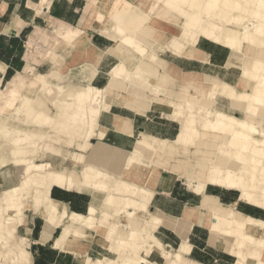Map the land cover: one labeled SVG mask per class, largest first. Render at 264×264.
<instances>
[{
  "label": "bare ground",
  "instance_id": "6f19581e",
  "mask_svg": "<svg viewBox=\"0 0 264 264\" xmlns=\"http://www.w3.org/2000/svg\"><path fill=\"white\" fill-rule=\"evenodd\" d=\"M157 1L143 0L138 7L128 0H109L108 5L118 3L116 8L123 9L116 12V22L123 25L119 29H125L126 33L120 35V31L112 30L114 19L111 17L100 16L105 24L102 32L116 39L110 52L119 59L108 73L111 81L108 86H70L60 98L59 86L51 85L46 79L38 83L46 94L54 96V103L59 107H70L73 100L80 109L91 111L88 123L74 119L66 139L67 144L74 145L80 152L65 154L62 149L49 148L41 143L32 151L31 158L24 159L17 142L27 134L14 139L8 131L11 125L0 126V131L9 137L8 152L0 155V166L24 162L28 164L25 169L32 173L21 185L0 194L1 246L10 244L17 227L26 220L24 199L29 196L30 186L38 214L45 220L43 241L51 239L53 227L61 226L62 232L56 240L58 247L81 252L94 241L120 257L92 259L85 254L80 255L81 264H201L190 255L192 244L188 242V236L193 226L207 229L209 245L235 255L237 264H264V221L222 202L216 195L204 194L198 205H186L179 217L163 212L145 213L144 210L145 200L154 191L156 172L162 169L204 187L214 185L238 191L240 200L264 206V0H221L226 11L237 10L231 18L222 17L220 21L213 18L215 8L219 7L216 0H163V10L152 17L150 6ZM247 13H251L254 19L263 18V21L244 24L242 21ZM167 33L171 34L169 39ZM164 35L171 40L168 50L190 59L204 57L205 53L198 48L201 38L230 49L235 60H239L236 55L241 57L240 80L231 85L214 75L184 71L161 58L154 44L164 42ZM87 53L88 48H84L77 56L81 60ZM102 55L103 52L92 53L94 61L82 66L89 79L97 72ZM140 77L142 81L137 82ZM124 81L128 83L126 86L119 84ZM19 82L13 84L20 90L23 83ZM115 88L122 91L117 92ZM247 88L250 89L246 91ZM40 97L38 95L37 99ZM219 97L228 98L232 111H240L244 117L233 118L217 112L215 103ZM30 101L26 97L23 100L26 117L18 128L26 127L43 135L56 124L50 122L51 114L37 110L29 104ZM115 105L129 106L140 113L151 109L163 111L182 125L173 140L143 133L132 151H123L102 141L106 128H100L97 122L102 111ZM12 106L14 102L7 101L3 107ZM198 124L201 127L194 126ZM114 127L124 133L132 132L131 120L122 115L114 117ZM65 128L63 121L56 126L57 131L64 132ZM189 136H194L195 141L186 146L184 141ZM92 138L100 141L92 145ZM218 138H221V148L216 147ZM37 149H44L56 157L69 156L75 165L83 163L82 170L63 165L41 172L50 163L38 161ZM217 149L221 152L218 153ZM207 152L215 153L210 155ZM146 153L149 156L144 157ZM126 180L143 185L145 190L130 198L131 189ZM54 186L89 194L92 197L91 213L96 211L95 201L102 200L106 217L111 216L116 222L109 225L101 222L102 225L96 226L92 233L85 231L84 215L72 213L64 222L69 215L68 209L51 197L50 189ZM127 204L135 213L139 212V216H128L133 211L124 209L123 218L132 224L128 233L120 226L122 217L119 214ZM158 226L172 230L182 239L178 248L181 253L166 251L163 242L153 237ZM128 252L131 256L126 255ZM12 260L16 264H30V254L23 243Z\"/></svg>",
  "mask_w": 264,
  "mask_h": 264
},
{
  "label": "rangeland",
  "instance_id": "374dc122",
  "mask_svg": "<svg viewBox=\"0 0 264 264\" xmlns=\"http://www.w3.org/2000/svg\"><path fill=\"white\" fill-rule=\"evenodd\" d=\"M33 1L34 2H30L29 5L34 10L32 11L30 9L26 15L31 17L32 12H35L37 14L38 20L33 22V28L27 35L24 42L20 40H9L8 38H2L0 42V126L11 125L12 128L8 131L12 137H14V139L18 137L21 138L22 135L27 134L25 138L19 139L17 142L18 147L22 149V157L24 159L31 158L33 154L32 151H35L41 143H45V146L49 148L62 149L65 151V154L68 151H73L75 153L80 152V150L74 145L67 144L66 139H68L70 129L75 123L74 119L88 123V120H91L92 117L90 110L80 109L79 105L75 104L73 100H71L73 103L70 107L61 108L55 104L54 96L46 94L45 90H42L38 84L42 82V79L49 80L51 85L60 87L62 91L61 94H59L60 98H63L64 93L70 86L81 87L91 84L99 88H104L111 82L109 81L108 72L115 64L119 62L118 57L110 52L111 48L116 44V39H111L110 36L102 32L101 29L104 27V23H94L89 28H82V22L88 14L89 8L96 4L100 12H102L107 17L114 19L112 30L120 31V35H124L126 33L125 29H119L123 25H120L118 22H116V12H119L118 10H120V12L123 11V9L121 10L120 8H116L118 3H112V5L108 6L109 0H96L94 1L95 3L92 2L93 0H77L74 4L71 3L72 0H54L58 3L59 7L55 10L56 14H54L53 11L45 13L43 8V6L48 5L50 0H40L41 2H39V0ZM54 1L52 0V2ZM128 1L132 2L134 6L139 7L141 6L143 0ZM163 2V0H158L157 2H154L155 4H151L150 9H153L151 16H155L156 13L163 10L161 5ZM216 2V6L219 4V7L215 8L216 10L213 14V18L215 20L220 21V18L222 19V17H225L227 20L228 18H231L235 13V10H237V8H233L230 11H226L224 6L221 5V0H219V3L218 0H216ZM73 5L80 8L82 13L80 16L79 13L75 12ZM149 10L147 12H149ZM142 19L143 18L140 20ZM262 21L263 18L254 19L251 13H247L246 18L242 22L244 24L249 23L253 25L261 23ZM115 23H118L119 25L117 24L116 26ZM227 23L233 27H236L231 21H228ZM242 26L243 25H241V28ZM79 28L82 30L78 31ZM166 36L169 39L171 34L167 33ZM166 36L164 35V42L156 41L154 44V48H156L157 53L161 58L175 63L184 71L214 75L231 85H235L240 80L241 57L236 55L239 60H235V54L230 49L209 39L201 38L198 42V48L206 53V60L188 59L183 56H177L172 51L168 50V43L171 40L168 41ZM84 48H88L89 53H87V55L80 60L78 59L77 53L79 50ZM94 52H103V56L98 63L97 72H95L94 75L90 77V79H92L90 80L89 77L86 76L87 74H84L85 71L83 70L82 66L94 61V57L92 56V53ZM60 58L63 61H61ZM7 61H9V63ZM96 74L97 76L94 78ZM141 79V77L138 78L137 82H141ZM14 81H16V83H20L19 81L23 83L20 90L14 86ZM119 84L126 86L128 83L127 81H124V84ZM249 89L250 88H247L246 91ZM115 91H122V89L115 88ZM38 95L41 96L39 100L37 99ZM25 97L31 99L29 104L33 105L37 110H45L49 113V115L51 114L50 122H54L56 124L54 127H50L48 130H46L43 135H40L39 132L36 134L35 130L31 131L26 127L18 128V125L22 124L24 122V118L26 117L25 107L23 108L22 105ZM42 100L45 102L43 103ZM7 101H13L14 106L11 108L3 107ZM215 104V109L219 113L222 112L224 115L233 118L244 117L242 112L234 110L232 111L230 108V100L228 98L219 97L217 98ZM70 114H72V116H70ZM116 114L125 116L131 120L132 129L134 130V135L132 137H130L128 133L119 132L114 128L113 122ZM62 121L66 124L64 132L57 131L56 129L57 124ZM98 122L100 128H106V136L102 141H105L115 147H119L123 149V151H132L137 138L139 137V140L141 138V134L143 133L151 134L157 138H167L173 140L177 137L178 131L182 125L180 121L170 118L169 115L163 111L151 109L145 113H140L129 106H114L110 112H103ZM24 125L26 126L25 123ZM194 126L201 127V124ZM194 139V136H189L185 139L184 144L186 146H190L192 142L195 141ZM99 141L100 140L98 138L90 139L92 145ZM216 141V147L221 148V138L216 139ZM0 142V155L7 154L9 137L6 135V132L4 133L3 131H0ZM213 151H215V149H213ZM216 151L218 153L221 152L220 149H217ZM207 153L211 155L215 152ZM37 154L39 157V162L50 163L49 166L42 169L41 172L44 173L51 169L54 170L56 168L63 167V165H67L78 170H82L83 167V163L75 165L71 157H66V155L61 157L52 156L50 155V152H45L44 149H37ZM147 156L149 155L146 153L144 157ZM26 166H28V164L24 162H20L19 164L10 162L0 166L1 195L6 190L21 185L24 180L28 179V176L32 175L29 170L25 169ZM156 173V180L163 175L171 176L174 179L178 178L175 174H172L166 169H162L160 172ZM115 174L118 176V173ZM177 180L179 183L173 194L168 192L164 195H157L155 201L153 202L155 191L150 192V198L145 200V213L156 214L158 212H163L165 214H172V210L176 212L179 209V211H181L183 205L186 203L185 202L183 205L181 204L180 201H182L183 198L185 199L192 194H196L199 196V198L195 205H198L202 199V196L207 193L220 196L222 198V202L231 204L236 209L246 214L248 213V215L249 213L252 215L254 214L257 219L259 218L264 221V206L257 207L247 203L246 201L240 200V192L238 191L214 185H207L206 187L208 188L204 189L203 185H200L197 182L184 178H178ZM126 181L130 185L131 189L129 192L130 198H133L135 193L138 191L145 190L143 185L133 184L129 180ZM29 189V196L24 199V203L26 204V220L23 224L17 227L15 236L7 247L0 245V264H16L13 262L12 257L16 256V253L22 246V243L29 251L31 261L30 264H81V256L85 254L92 259L102 258L105 256L111 257L113 259L120 258L118 255L108 252L105 248H103L101 245L99 246L98 243L94 241L88 245L86 250L81 251L82 253L72 248L65 249L58 247L56 240L62 232L61 226L53 227L50 231L52 234L51 239L43 241L41 234L45 220L44 217L38 214V209L34 200L33 188L29 186ZM57 189L59 191H56L53 194V197L57 201L62 202V204H67L73 211L82 212V214L71 212V210L67 207L69 215L66 217L64 222L71 218L70 215H72V213L84 215L83 220L85 222V231L87 233H92L96 226L102 225L101 222H105L107 225L112 224V222H116L112 221L113 217H106L108 215H105L106 213L103 205L104 202L102 200L95 201L96 211L91 213L89 212V209L87 210V207L89 206L92 199L89 194L79 191L78 189L67 190L65 188L58 187ZM128 204L125 205L123 210L119 213L120 217H122V224L120 226L127 233L132 229V224L123 218L125 216L124 209H127L128 212H131L132 210ZM161 204H165L167 209L164 211L167 213L162 210H157ZM260 210L261 212L257 213ZM173 214L177 215L174 212ZM178 215H180V213ZM128 216H139V212L135 213L134 210L133 214L128 213ZM198 227L199 226H193L188 236V242L192 244V250L194 248V252L191 250L192 254L190 253L193 259H195V254V256L197 255L204 258L203 260H199L201 264H234V259L235 264H237V257L235 255L227 251H222L223 253L218 252L215 248L209 245V231L204 228L199 230ZM163 228L167 229L164 226H158L153 232V237L158 238L163 242L164 245L170 248L167 249L165 246L166 251H170L174 254L181 253L178 251V248L182 243V239H180L172 231L175 235L174 237L180 241L175 239L173 240L171 237L172 235H170L171 233L167 232V234H163V237L172 239L173 242H177L173 244L164 242L161 237V229ZM76 242L77 241L74 240L73 243ZM8 250L10 253H7ZM106 251L111 255H109ZM126 255L131 256L129 252ZM252 261L255 262L254 259Z\"/></svg>",
  "mask_w": 264,
  "mask_h": 264
},
{
  "label": "crops",
  "instance_id": "0c3cea01",
  "mask_svg": "<svg viewBox=\"0 0 264 264\" xmlns=\"http://www.w3.org/2000/svg\"><path fill=\"white\" fill-rule=\"evenodd\" d=\"M54 1V0H53ZM77 0H72L71 3H76ZM95 0H93L94 2ZM30 2H34L33 0H0V42H1V39L2 38H8L9 40H20V41H23L26 39L27 35L29 34V32L32 30V25H33V22H35L36 20H38L37 18V14L34 12H32V15L31 17H28L26 14L27 12L30 11V9L33 11L34 9L30 7L29 3ZM39 2H41L39 0ZM95 3V2H94ZM74 6V9H75V12L76 13H79V16L82 14L81 11H80V8L79 7H76L75 5ZM110 6V5H108ZM44 8V11L45 13L47 12H50V11H53L54 14H56V9L59 8L58 7V3L57 2H52V0H50V2L48 3V5L46 6H43ZM103 13L100 12L96 6V4H94L93 6H91V8H89V12L88 14L86 15L84 21L82 22V28H89L92 24L94 23H103L101 20H100V16L102 15ZM82 29L79 28L78 31H81ZM204 52V51H203ZM205 53V52H204ZM205 56L204 57H201V58H196L197 60H206V53L204 54ZM103 56V55H102ZM78 59H80V57H78ZM190 59V58H188ZM9 63V61H7ZM6 63V64H8ZM9 65V64H8ZM111 70V69H110ZM109 70V71H110ZM109 73V72H108ZM109 75V74H108ZM97 74L95 75L94 78H96ZM93 78V79H94ZM109 81H110V76H109ZM109 83V82H108ZM107 83V84H108ZM115 106H121L123 107L124 105H115ZM113 109V106L109 109V110H106V111H103V112H110L111 110ZM102 112V113H103ZM102 113L98 116V119L101 117ZM116 115H119V114H116ZM115 115V116H116ZM98 122V121H97ZM99 124V122H98ZM113 125H114V122H113ZM115 128V127H114ZM116 129V128H115ZM118 131V130H117ZM121 132V131H119ZM124 133V132H123ZM128 135L130 137H132L134 135V130L132 129V132L131 133H128ZM106 136V131H105V135H104V138ZM141 137V136H140ZM139 138V137H138ZM137 138V140H138ZM136 140V142H137ZM136 142H135V145H136ZM134 145V147H135ZM121 149V148H120ZM123 150V149H121ZM178 179V178H177ZM177 179H174L173 177L171 176H160L154 183V185L152 186L154 191H155V197H154V200L153 202L155 201L157 195H164L165 193H171L173 194L174 191L176 190L177 188V185H178V180ZM204 187V186H203ZM59 188V187H58ZM205 188H208V187H204ZM56 191H59L57 189V187H52L50 189V195L51 197H53V194L56 192ZM83 192V191H82ZM85 193V192H84ZM213 195V194H212ZM186 197V196H185ZM220 198V200H222V198L220 196H218ZM54 198V197H53ZM199 196H197L196 194H192L191 196L189 197H186L185 199L183 198L181 202V204L183 205L185 202V205H183L181 211H171L172 214L170 213H167L166 210L167 207L165 206V204H161L159 209L157 210H162L164 212H166L167 214L169 215H173L174 217L176 216H180L182 211L184 210V207L186 206V204H192V205H195V203H197V200H198ZM185 200V201H184ZM62 203V202H61ZM64 204V203H63ZM68 209L69 206L67 204H65ZM153 205V203H152ZM90 208V204L88 206ZM87 207V210L89 209ZM258 207V206H257ZM170 209V208H169ZM71 210V209H70ZM86 210V212H87ZM71 212H76V213H80L82 214V212H78V211H73L71 210ZM173 212L177 215H174ZM260 211H258L257 213H260ZM180 213V215H178ZM248 214V213H247ZM250 216H253L255 218H257L254 214H250ZM259 219V218H258ZM44 225V224H43ZM199 230L203 229V228H200L198 227ZM43 229V228H42ZM160 229V228H159ZM168 229V228H167ZM161 229V237L163 239L164 242H167V243H170V244H173V243H176L177 241H180L178 239H176V237H174V233L172 232V230L170 231V229ZM159 231V230H158ZM168 233H171L170 235H172L171 237L173 238V240H177L175 242H173L172 239H168L166 237H163V234H167ZM157 233V232H156ZM176 234V233H175ZM42 235V234H41ZM177 235V234H176ZM178 236V235H177ZM208 236H209V232H208ZM179 237V236H178ZM180 238V237H179ZM181 239V238H180ZM99 245V244H98ZM100 246V245H99ZM166 246V245H165ZM167 249H170L166 246ZM216 249V248H215ZM217 250V249H216ZM194 252V248L192 250ZM218 252H222V250H217ZM107 252V251H106ZM108 253V252H107ZM223 253V252H222ZM225 253V252H224ZM109 255H111L110 253H108ZM192 254V252H191ZM229 254V253H228ZM230 256V255H229ZM232 257V256H230ZM194 258L199 262V260H203L204 258L202 257H199V256H195L194 254ZM234 259V258H232ZM234 264H235V259H234Z\"/></svg>",
  "mask_w": 264,
  "mask_h": 264
}]
</instances>
